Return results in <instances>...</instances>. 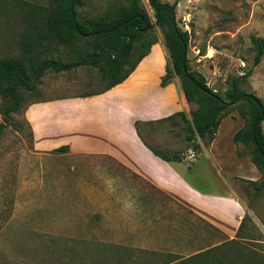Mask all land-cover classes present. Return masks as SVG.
<instances>
[{
	"label": "rangeland",
	"instance_id": "1",
	"mask_svg": "<svg viewBox=\"0 0 264 264\" xmlns=\"http://www.w3.org/2000/svg\"><path fill=\"white\" fill-rule=\"evenodd\" d=\"M161 1L171 5L178 2L177 24L189 33V65L206 78L207 87L228 99L227 91L238 82L239 90L257 96L264 104V57L253 69L256 51L251 44L252 36L264 39V0ZM129 2L81 0L78 12L82 20H110ZM142 3L155 23L149 1ZM54 7L53 0H0V59L23 56L20 43L24 34L35 21L41 23ZM153 33L162 44L167 68L171 61L164 32L156 27ZM160 50L156 46L147 60H162ZM43 57L66 63L75 59V53L71 48L52 45ZM251 69L252 75L246 82L241 81ZM174 83L181 88L179 78ZM107 84L97 68L81 66L61 73L50 70L35 91L21 90L22 108L9 114L11 124L0 133V264H135L139 258H151L148 253L157 258L167 252L171 225L180 230V226H192L189 231L198 241L201 223L180 207L171 211L178 200L165 189L104 157L39 155L33 151L26 107L43 100L98 94ZM12 105L11 100L0 95V124L6 122L5 110ZM189 106L187 114L191 117L197 105ZM239 110L244 111L245 117ZM249 118L246 105L233 106L217 134V148L227 152L235 147L234 133L249 124ZM262 126L264 132V122ZM185 128L183 119L177 117L150 128V140L144 129L140 133L149 145L173 160L175 169L195 190L229 194L233 187L247 205L241 231L247 239L241 241L242 261L253 250L264 253V189L257 192L248 181L253 176L252 147L239 144L237 154L242 155L238 156L242 160L230 162L222 174L217 164L210 163L208 154L198 159L211 136L188 143ZM197 145L199 150L195 149ZM189 149L198 160L189 158ZM178 154L188 163L194 161L190 170L174 160ZM256 170L260 184L264 171ZM172 213L182 214L186 220L171 223ZM199 242L203 246L201 239ZM226 255L224 264H233L236 253Z\"/></svg>",
	"mask_w": 264,
	"mask_h": 264
},
{
	"label": "crops",
	"instance_id": "2",
	"mask_svg": "<svg viewBox=\"0 0 264 264\" xmlns=\"http://www.w3.org/2000/svg\"><path fill=\"white\" fill-rule=\"evenodd\" d=\"M156 46L161 47L162 60L148 61ZM166 65L162 44L157 43L123 84L101 95L32 103L25 109V119L33 133L35 153L52 154L54 150L69 147L68 154L71 155L107 158L159 189H165L178 200L177 204L171 206V211L180 207L201 223L198 241L193 239L189 231L192 226L183 225L180 230L171 225V235L166 240L169 244L167 252H162L157 258L148 253L151 258L142 259L144 261L139 258L135 264H215L212 257L196 256L224 242L238 241V232L247 215V205L233 187L229 194L199 188L195 190L175 169L173 160L167 155L163 156L169 162L156 156L150 149L155 148L142 137L141 129H144L146 138L150 140V128L176 113H187L190 107L177 84L161 87ZM136 122L139 123L138 130ZM217 147L216 135L213 142L202 147L198 159L202 154H208L210 163L217 164L216 168L222 174L230 162L242 160L238 157L237 146L227 152ZM191 152L196 156L189 149ZM174 157L188 170L198 160L195 157L194 161L188 163L179 154ZM250 169L253 176L248 181L257 182L259 173L255 165L252 164ZM185 220L182 214H171V223ZM200 239L203 246L200 245Z\"/></svg>",
	"mask_w": 264,
	"mask_h": 264
},
{
	"label": "trees",
	"instance_id": "3",
	"mask_svg": "<svg viewBox=\"0 0 264 264\" xmlns=\"http://www.w3.org/2000/svg\"><path fill=\"white\" fill-rule=\"evenodd\" d=\"M53 1L55 7L52 11L41 23L39 20L38 23L35 21L31 30L24 34L20 43L23 56L0 59V95L13 102L5 110L6 122L0 124V133L11 124L9 114L17 113L22 108L24 99L21 90L25 88L35 91L50 70L61 73L81 66L97 68L103 80L107 81V88L98 94L81 96L83 98L104 94L123 84L158 43L154 39L153 30L159 27L164 32L171 61L160 85L165 88L173 84L176 77L179 78L185 99L189 104L197 105V109L191 111V117L186 112H179L161 122L174 121L180 117L186 127L185 139L188 143H193L196 138L206 139L208 136H211L213 142L223 119L230 114L233 106L244 104L249 109V124L234 135L233 141L236 146L243 144L252 147V163L260 172L264 171L263 102L257 96L239 90L238 82L227 91L228 99H223L207 87L204 76L191 69L187 57L189 33L183 31L176 21L178 2L171 5L161 0H148L155 12L156 21L153 23L142 0H129V4L120 7L110 20H82L78 12L81 0ZM251 44L256 51L254 69L264 57V39L252 36ZM52 45L71 48L75 59L65 63L43 57V53ZM253 69L245 73L241 81L246 82ZM238 112L245 117L243 110ZM138 126L139 123L136 122L137 130ZM150 149L156 156L169 162L162 153ZM195 149L199 150L200 146H195ZM69 152V147H62L54 150L52 154ZM238 156L242 158L240 153ZM250 184L257 192L264 189V180L260 184L250 181ZM246 217L238 232V241L224 242L196 257H212L215 264H224L226 257L228 258L226 253L232 251L236 253L233 264H264V253L257 250H253L249 258L242 261L244 251L241 241L245 238L241 236V231Z\"/></svg>",
	"mask_w": 264,
	"mask_h": 264
},
{
	"label": "built area",
	"instance_id": "4",
	"mask_svg": "<svg viewBox=\"0 0 264 264\" xmlns=\"http://www.w3.org/2000/svg\"><path fill=\"white\" fill-rule=\"evenodd\" d=\"M195 157H196L195 154L191 152V153H190V158H191V159H194Z\"/></svg>",
	"mask_w": 264,
	"mask_h": 264
}]
</instances>
